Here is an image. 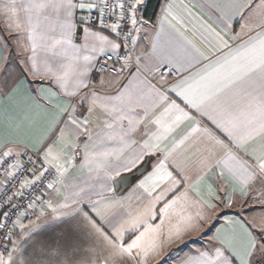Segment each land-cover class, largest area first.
<instances>
[{"label":"snow or ice","instance_id":"1","mask_svg":"<svg viewBox=\"0 0 264 264\" xmlns=\"http://www.w3.org/2000/svg\"><path fill=\"white\" fill-rule=\"evenodd\" d=\"M15 5L8 0L0 11V107L24 93L37 108L56 114L35 144L0 155V170L15 165L8 184L27 174L34 179H23L21 186L40 188L25 213L34 211L69 169L102 171L113 153L101 149L114 142L121 146L119 180L155 197L149 206L122 222L110 218L111 197L104 193L119 189L103 180L98 200L85 198L81 189L70 202L47 204L53 224L65 222L66 236L77 230L69 221L79 218L103 243L100 264H149L164 254L166 244L201 228L197 238L208 236L206 243L189 250L180 264H264V0H209L217 16L214 26L200 25L203 49L174 30L176 17L167 0H28L26 27ZM38 49L69 63L56 67L47 56L40 60ZM211 101L220 118L208 110ZM98 125L101 131L93 134ZM3 134L0 120V138ZM196 138L204 144L196 181L207 182V198L197 193L196 210L182 211L173 223L170 209L187 200L186 193L175 196L159 209L161 224L153 228L148 220L157 218L155 204L185 179L177 154ZM25 157L31 170L20 162ZM54 162L55 171L46 166ZM170 182L166 193L154 196ZM15 195L0 201V264H69L58 249L41 247L29 256L8 247L16 244V231H28L21 216L8 210L20 211L12 203ZM226 210H235L234 218L213 231L228 217Z\"/></svg>","mask_w":264,"mask_h":264},{"label":"crops","instance_id":"2","mask_svg":"<svg viewBox=\"0 0 264 264\" xmlns=\"http://www.w3.org/2000/svg\"><path fill=\"white\" fill-rule=\"evenodd\" d=\"M27 2L28 0H16L15 9L22 27L27 26ZM163 3H165V0H162L161 4ZM167 3L173 5L172 15L176 17V20H173L171 23L174 30L178 33H182L188 39L193 40L197 46L203 49L205 45L200 25L214 26L213 22L217 16L215 10L208 6L209 0H167ZM36 19V14H33V20L35 21ZM39 19L41 21L43 20V14H40ZM40 30L41 29L38 28L37 32ZM235 31H240L239 24L235 25ZM247 38V33H245V39ZM46 56L50 58V62L56 67H59L61 64L69 63L68 60L62 57L52 58L50 53L46 54L40 49L37 50L38 59L42 60ZM195 71L196 69H193V72ZM207 107L213 115L220 118V109L217 107L215 101L209 102ZM55 118L56 114L54 112L46 111L43 107L37 108L32 100L24 93L18 94L10 101H5L3 106L0 107V120L3 121L4 125V134L3 137L0 138V152L6 149L16 152L18 148L24 145L35 144L39 137L45 134L51 127ZM197 119H199L198 116ZM202 122L205 123L206 126H210L206 120ZM125 123L127 122L125 121ZM100 131V125L92 129L93 134L99 133ZM220 135L221 139H225V143H227V139L222 134ZM190 143L193 146L189 147L183 155L177 154V163L182 167L185 173V179L182 181L181 186H179V190L167 192L168 188L171 186L170 182L154 193V196H160L162 193L167 192L166 196L159 203L155 204L157 218L148 220V224L153 228L161 224L159 209L163 208L164 204L174 199L175 196L186 193L187 200L179 201L170 209L169 216L173 223L177 220V214L182 211L194 212L196 210V204L200 200L197 193H200L205 199L207 198V182L200 184L196 181V173L199 168L198 162L204 144L199 138L194 139ZM120 147L121 146L117 143L109 142L106 148L101 149V151L111 152L113 155L103 161V170L98 174L87 166L84 168L77 167L75 169H69V171L62 174L59 181L56 182L55 188L48 194L45 200L39 201L34 211L25 213L28 214L27 218L21 217V222L26 225L28 231L24 232V238L15 245L10 244L9 248L16 247L17 249H22L29 256H34L41 247L44 249H58L60 258L62 259L66 256L69 264H100L102 256L105 255L102 251L104 248L103 243L79 218L74 221H69V224L75 225L77 230L70 237L66 236L64 233L66 227L64 225L65 222L53 224L55 222L51 219L52 217H48L51 216L52 213L47 207V204L51 203L55 206L59 203L67 202L68 200V202H70L75 198L73 193L81 189L83 190L81 195L85 198L91 200L100 199L101 197L97 195L100 182L103 180L113 185L114 180L119 177L117 173L123 171V169L118 166L116 157V153L119 152ZM29 150H31V148H29ZM222 154L221 152V155ZM46 166L56 170L58 165L54 162ZM219 170L220 169H216V171ZM225 171L227 172L226 169ZM106 173H110L112 179H109ZM189 177L191 179H189ZM177 179L180 178L177 177ZM221 186L223 185L221 184ZM87 189L89 192H87ZM104 195L106 197H111V200L106 201L111 204V208L108 209V216L110 218L119 219L121 222L128 219L130 216L138 214L155 199V197L150 198L146 196L136 185L129 188L122 196H118L116 192H106ZM41 209H43V214ZM68 211L69 215H71L72 210L69 209ZM226 211H228V217H222L217 221L213 231H215L216 228L224 226L225 219L234 218L235 210ZM167 230L168 221L166 220L162 232L166 233ZM141 231H143V228H141ZM204 231L205 229L201 228L197 232H191L185 235L183 241L166 244L163 250L164 254L160 257L153 258L150 260L149 264H155V260H159L161 264H180V259L187 254L189 250L198 248L206 243L208 236L197 238L199 234ZM19 232L20 231H16L13 240H15V236ZM32 233L38 234L33 235ZM146 242H150L149 237H146ZM114 264H120V262L116 261ZM128 264H132V262L129 261Z\"/></svg>","mask_w":264,"mask_h":264},{"label":"built area","instance_id":"3","mask_svg":"<svg viewBox=\"0 0 264 264\" xmlns=\"http://www.w3.org/2000/svg\"><path fill=\"white\" fill-rule=\"evenodd\" d=\"M23 150L24 148L20 147L18 148L16 152L23 151ZM5 151H10V150L9 149L4 150L0 152V155H3ZM10 152H13V151H10ZM29 152H31V150H29ZM17 162H19V158H17ZM20 162L22 164H25L29 170H31V168L33 167L32 164H29L27 162V157L23 158ZM35 166L36 167L40 166L38 161L36 162ZM14 169H15V165H13L11 169L0 170V201H6L9 197L13 196V194H16L15 199H13L12 203L17 205L20 211L18 212L14 208H9L8 210L13 212L14 216L20 215L21 217H23V215L25 214L24 206L27 205L30 200H33L35 198V196L39 193L40 188H37L35 191H33L31 186H24V187L21 186L23 179L25 180L34 179V177H29L27 174H25V176L22 178L20 182L11 180L10 184H8L7 182L10 180V177L8 176L7 173L9 171H14ZM42 187L43 186L41 185V188ZM14 235H13V238H14ZM9 246L10 244L8 245V247Z\"/></svg>","mask_w":264,"mask_h":264},{"label":"rangeland","instance_id":"4","mask_svg":"<svg viewBox=\"0 0 264 264\" xmlns=\"http://www.w3.org/2000/svg\"><path fill=\"white\" fill-rule=\"evenodd\" d=\"M8 3V0H0V11H3V10H5L4 9V5L5 4H7ZM16 13H17V11H16ZM3 27V21L2 20H0V28H2ZM4 35H7V33H4ZM17 54H19V53H17ZM87 192H89L88 191V189H87ZM66 201V200H65ZM69 201V200H68ZM67 201V202H68ZM48 217H52L51 219H53V216L51 215V216H48ZM23 235H24V232H22V231H20L15 237V242H16V244L22 239V238H24L23 237Z\"/></svg>","mask_w":264,"mask_h":264},{"label":"water","instance_id":"5","mask_svg":"<svg viewBox=\"0 0 264 264\" xmlns=\"http://www.w3.org/2000/svg\"><path fill=\"white\" fill-rule=\"evenodd\" d=\"M137 175H138V173H137ZM113 185H114V187H116V188L119 189V191L116 192V194H117L118 196H122V195H124V194L126 193V191L129 189V188L127 187V182H126V181H120V180H119V177H117V178L114 180Z\"/></svg>","mask_w":264,"mask_h":264},{"label":"trees","instance_id":"6","mask_svg":"<svg viewBox=\"0 0 264 264\" xmlns=\"http://www.w3.org/2000/svg\"><path fill=\"white\" fill-rule=\"evenodd\" d=\"M160 3H162V0H160ZM157 11H158V9H157ZM149 15H151V12H149Z\"/></svg>","mask_w":264,"mask_h":264}]
</instances>
